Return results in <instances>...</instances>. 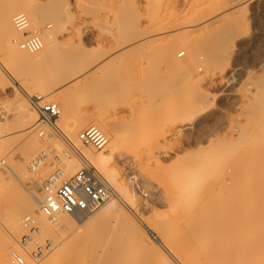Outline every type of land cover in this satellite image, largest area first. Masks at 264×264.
Returning <instances> with one entry per match:
<instances>
[{
    "label": "rangeland",
    "instance_id": "rangeland-1",
    "mask_svg": "<svg viewBox=\"0 0 264 264\" xmlns=\"http://www.w3.org/2000/svg\"><path fill=\"white\" fill-rule=\"evenodd\" d=\"M22 1L25 0H0V9L8 3L18 7L10 22V28L13 29L10 32L13 33L4 35L0 28V219L3 214L7 215L5 212L14 185H17L20 192L17 198H23L20 196L24 193L23 196L31 194L29 196L34 199V191H43L39 184H44L51 173L61 169V165L57 164L59 159L64 163L63 169H71L68 171L71 175L85 164L78 157L80 152L82 158L85 156L89 163L96 166L122 199L116 202L106 223L121 221L129 225L131 234L135 235L134 239L148 246L149 249L145 250L140 241L135 240L139 247L142 246L143 252L149 255V250H152L161 261H168L161 262L155 258V264H170L171 261L176 264L177 257L195 264L196 255H203L204 258L205 252L199 255L195 254V249H191L185 253L176 244L165 246L164 241L161 242L162 232L154 225L167 220L179 209L193 212L202 203L211 208L219 203L221 207L229 206L233 197L225 195L226 189L220 188L223 179L229 180L227 186L242 191V206L252 207L257 198L252 193H244L248 189L245 180L232 182L231 177L242 179L258 173L264 174V0H179L175 5L178 12L176 19L182 17L185 20L181 18L182 21H188L186 23L190 25L186 30L183 29L185 32L180 30L177 34L163 38V43L169 42L164 49L165 54H162L161 48L155 52L158 48L155 49L153 42L151 46L148 44L150 47L146 44V49L142 46L139 48L141 51L134 49L128 53L124 41L129 39V32L125 29L126 23H121L124 24L122 28L118 14L123 6L121 0H26L42 10L43 16L38 23H34L29 12L21 8ZM143 1L141 4H144ZM231 1L233 4L229 3ZM65 9L70 11L69 18L61 17L57 20L49 15ZM19 12L26 13L35 31L28 27L22 32L17 28L14 17ZM72 24L76 27L74 31L70 28ZM29 33L37 34L43 43L45 38L54 34L60 44L53 56L41 64L27 68L16 66L7 58L8 39H15V45L19 47L18 43ZM136 55L140 58L135 62L138 68L132 63L133 60L130 61ZM137 56L134 60L138 59ZM125 67L127 71L130 68L131 76L123 70ZM88 69L94 73L90 77L86 76ZM118 71H121V75ZM114 76H118V81ZM21 82L33 88H37L39 83L48 84L51 93L44 96H48V101L55 102L61 112L63 100L69 99L71 114L62 117L61 113L58 122L72 129L69 130L72 135H67L71 138L74 136L78 147L67 141L57 128L50 127L45 120L36 128L21 123L18 114H21L22 103L27 102L30 108H35V98L27 95ZM113 86L117 89H113ZM135 89L142 93L134 92ZM38 93L35 89L32 95ZM93 125L101 129L108 139L103 149L84 146L79 140L80 132ZM115 132L117 136L123 134L119 137L121 140L114 136ZM40 155L43 156L42 160L45 158V162L39 164L38 161L35 166H31V161ZM94 156L104 157L105 169L97 166ZM15 164L18 166L16 172L13 170ZM110 176L116 182L111 181ZM39 181L37 188L32 187L31 183L37 184ZM209 185L211 189L205 191ZM201 186L204 195L201 194ZM196 187L198 189L194 192ZM190 190L195 193V199L201 201L196 199L199 202L195 204L198 205L185 201V195ZM113 199L116 197L109 201ZM104 205L106 203L92 214L77 219L67 233L65 230L54 231V236L46 234L43 238L42 235L34 234L36 228L24 224L25 217H36L38 226L57 222L26 212L20 220L24 228L22 237L31 240L34 236L40 240L33 251L48 247V244L49 247L54 246L43 257L35 258L33 252L36 263L45 264L59 252L58 255L62 257L68 244L67 252L71 250L70 247L88 249V245L89 249L95 250L96 245L103 240L95 245L97 239L93 238L88 222ZM1 220L0 230L8 226H5L8 220ZM182 227L184 231L185 227ZM7 233L4 231L3 237L9 243L6 257L11 264L10 251L20 236L10 237ZM58 234L64 237L59 238ZM70 237L74 245L66 241H70ZM45 238L48 243L44 241ZM89 239L90 242H87ZM75 244L79 246L76 248ZM166 251L175 259L170 256L171 260ZM140 252L138 254L141 255ZM149 256L147 258L152 259ZM88 261L93 260L88 258Z\"/></svg>",
    "mask_w": 264,
    "mask_h": 264
},
{
    "label": "bare ground",
    "instance_id": "bare-ground-1",
    "mask_svg": "<svg viewBox=\"0 0 264 264\" xmlns=\"http://www.w3.org/2000/svg\"><path fill=\"white\" fill-rule=\"evenodd\" d=\"M121 1L123 2L122 3L123 6H121V8L119 9L120 11L118 13L119 19H120V24L126 23L127 27L125 26L126 27L125 29H126V32L127 31L129 32V35L127 36V37H129V39L124 41L126 43L125 45H127V47L124 46L123 44L122 45L124 47H126V49L128 48L127 49L128 53H129V51H132L134 49L140 50L139 49L140 47L145 46L146 44L148 45L149 43H150L149 45L151 46V42H153V43H155V45L160 46V47L159 46L157 47L154 45L155 49L158 48L157 50H155V52L158 51L159 48H161V49L163 48L162 50L160 49V51L162 52V54H165L164 52L166 50H164V49H166L167 48L166 45L169 44V42L163 43L164 42L163 40H165L167 38L166 36L167 35L170 36L171 34L174 35V33H176V32L179 33L178 31H180V30L183 31V29L186 30V28L190 25V24L188 25L186 23L188 21L183 22L182 17H179L181 21L179 20V18L176 19L178 17V14H176V13H178V12H176V10H175V5H176V2H178L179 0H145V2L143 0H121ZM142 1L144 2V4H141ZM235 2H237V1H235ZM229 3H232V1ZM120 5H121V3H120ZM17 8H16V5L14 3H8L0 9V19H1V27L0 28L3 31L4 35L5 34L7 35V33L9 35L11 33L10 31L11 30L13 31V29L10 28V22H12L11 21L12 14L15 12V10ZM21 8L24 11L29 12L34 23H38L42 19V16H43L42 10L38 6L31 5L28 1L25 0V1H22ZM181 8H182V6H181ZM179 10H180V8H179ZM20 14H23L24 16L27 17V19H29V17L26 15V13L19 12V14H17V15H20ZM49 15H50V17H53L54 19L56 18L57 20H60L59 18H61V17H63L64 19L69 18L70 17V11L68 9H65V10H62V12H60V13H59V11H56V12L50 13ZM176 15H177V17H176ZM219 15H221V14H219ZM63 18H62V20H63ZM79 19L80 18H78V20ZM210 20L207 21L208 24H209ZM214 20H215V18H214ZM123 21H125V22H123ZM30 22L31 21H29V23H28V27L31 28L32 30H34L32 28V23L30 24ZM144 23H145V25H143ZM75 24L74 25L72 24L70 26V28H72L73 31L76 30V29H74V28H76ZM200 24L202 25L203 23H200ZM200 24L197 23L196 24L197 27H199ZM123 25H122V28L124 27ZM193 25H195V24H193ZM34 26H35V24H34ZM194 27H196V26H194ZM202 27H204V25ZM64 28H67V26L64 25ZM127 28H128V30H127ZM68 29H66V30H68ZM187 31L189 32V30H187ZM183 32H185V31H183ZM169 36H168V38H169ZM9 38H10V36H9ZM163 38H165V39H163ZM14 41L16 42L15 39L14 40L8 39V42L6 45V47H7L6 48L7 49V58H8V60L12 61V63L14 62V64H16V66L19 65L20 67H24V68L30 67V66L37 64V63L41 64L42 62H44L45 59L48 60L49 58H51L53 56L54 50L60 44V42L57 41L54 34L53 35L51 34L48 36V38H45L44 43L41 40L42 48L40 50H38L36 53H31L33 55H30V54H27L26 53L27 50L23 49L21 46V43L23 40L20 43H18V45L20 48H22L25 51H22V49L20 50L19 47H16L15 44L17 42L15 43ZM128 46H130L131 50H129ZM126 49H125V51H127ZM144 49H146V46ZM142 50H143V48H142ZM147 51H145V52H147ZM143 52H144V50H143ZM136 56L132 57L133 59L130 60V61H132V60L134 61V62L132 61V63H134V66L135 65L137 66V64H135V62L140 59L139 56H137L138 59L134 60V58H136ZM141 56L143 57V55H141ZM150 57L151 56H149V58ZM158 57H159V55H158ZM168 57L172 58L171 56H168ZM143 58L145 59V57H143ZM140 62L138 61V63H140ZM146 62H148V60ZM142 64H143V62H142ZM153 65H152V67H153ZM123 66H125V64ZM131 66H133V65L131 64ZM146 66H147V63H146ZM142 67H143V65H142ZM137 68H138V66H137ZM123 70L125 71L126 67ZM129 71H130V68L127 72H129ZM132 72H133V70H132ZM118 73L120 74L121 71L120 72L118 71ZM93 74L94 73L92 72V70L88 69L86 76L90 77V75H93ZM125 74H126V72H125ZM129 75L131 76V73ZM124 76H126V75H124ZM80 77L82 78V76H80ZM83 77L85 78V76H83ZM84 78H83V80L86 79V78L85 79ZM114 78H116V76H114ZM133 78H135V77H133ZM78 79H79V77H78ZM116 80L118 81V76H117ZM21 85L23 86V90L27 93V95H30L33 97L42 96L45 98L46 96H44V95L51 93V91H48L50 89L48 84L39 83L38 87L37 88L34 87V88L36 89V92H39L41 94L38 93V94H34V95H32V93L35 89L32 86L28 85V83H25V82H21ZM118 85H119V83H118ZM30 88H33L34 90L30 89ZM123 88H125V87H123ZM113 89H117V88L114 87ZM132 90H134V89H132ZM136 91H139V90L135 89L134 92H136ZM139 92L142 93L141 90ZM144 92H146V91L144 90ZM147 93H149V92H147ZM47 98H48V96H47ZM47 98H45V99L48 100L49 98L48 99ZM148 99L149 98H147V100ZM23 102H24V99H23ZM63 102H64L62 104L63 110H62V112H61V110H59L60 111L59 117L61 116V113H63L62 117L63 116L67 117L71 114L72 108H71V102L69 101V99L66 98L63 100ZM22 104H23V105H21L22 109L20 108L21 112L18 109L19 112L21 113V114H18V117H19V115L21 117V118H19L21 123L23 125L28 124L27 127H33V128L38 127L37 125H39V123H41L43 121V120H41V117L39 116L38 109L36 107L34 108L30 105L32 108L31 109L27 102L22 103ZM58 118L55 119L54 121L50 122V123L48 122V124H50V127L52 126V127L57 128L63 134L62 136L67 141L72 142L74 146L78 147L77 140L73 139L74 136L72 138L70 136H68L69 134L72 135L71 134L72 132L69 133V130H72V129H69V126H66L64 124L61 125L58 122ZM45 123H47V122H45ZM111 129H113V127ZM67 133H68V135H67ZM116 133L117 132L114 133V136H117ZM118 133H120V132H118ZM120 135H123V134H120ZM120 135L117 136L116 138L118 139L120 137ZM117 139H114V140L116 141ZM81 155H83V154L79 152L78 157L84 163H87L89 161V160H87L88 158H86L85 156L82 158ZM99 157L97 158V156H96V158H97L96 159L94 156L93 159L97 163V166L105 169L106 161L104 160V157H102V156H99ZM263 157H264V154H263ZM37 158H38V156L31 161V163H30L31 166L33 164L35 166V164L38 163V161L36 160ZM15 166H14L15 168H13V167L12 168L16 172V171H18V166L16 164H15ZM62 169H61V173H62L61 177L63 176V173H64V178H67L69 175H71L70 174L71 172H68L71 169H69V170H66L65 168H64L65 170L64 169L62 170ZM72 174H73V172H72ZM100 176L104 179V181L107 183V185L111 189V195L103 203V204L106 203V205H104V207H102V209H100L98 211L97 215L94 218H92L88 223H89V227L91 228L90 232L93 233V236H94L93 238H95V240L97 239V242L95 243V245L97 243H99L98 242L99 240L100 241L103 240V241L101 243H99V245L97 244L98 246L96 245L95 250L92 249L93 251L91 249H89L90 246L88 245V247H87L88 249H86V248L74 249V247H72V248L70 247L71 250H69L67 252V250L69 249L68 247L70 246V244H68L69 246L66 245L67 250L63 249L61 251V253H62L65 250L64 253H62V255H61L62 257H60V255H58L60 252L58 254L55 253L53 255L54 257L50 258L45 264H153V263L155 264V263H157V262L153 261V259H155V258L159 259V257H158V255L156 257L154 252L153 253L151 252L152 250H149V255L151 256L154 254L155 257L151 256L152 259H150V260L147 258V256H149V255H147L145 251H144L145 255L143 254L144 252H143V249L141 247L143 246V248L145 250H147L149 248H148V246H146L145 243L141 242L139 239L138 240L140 241L142 246L140 245L139 242H137V243L140 245V247L135 243L138 240L134 239L135 235L131 234V232H130L131 227H129V225L122 224V223H120L121 221L120 222L119 221H114V222L109 221L106 223V220L109 218V216H111L112 209L116 207V202L122 201V199L120 198V196H118L115 193L113 187L108 182V180L103 175L100 174ZM231 178L233 179V180H231L232 182L244 181V180L246 181V183L248 184L247 185L248 189L246 191H244V193H246V194L252 193L253 195H256V197H257V198H255V202H254L252 207L247 208V207L242 206V202H241V199L243 198L242 197L243 196L242 191H240L239 189L236 190L234 188L227 186L229 180L227 181V180L223 179L224 180L223 181L224 186L222 185V187H220V188L222 190L226 189L227 193L225 195H229V196L233 197V201L229 202L230 205L226 206V207H221L220 203H219V205L215 204L216 206L214 204H210V205L215 206L214 208H211V206L206 207V206H204L205 204L203 205V203H202V205L200 204L199 207L197 206L198 208L194 209L193 212H190L189 210H186L187 212H183L180 209L177 210L167 220L162 221V222L159 221L158 224H156L158 221L155 223L156 224V225H154L155 228L158 231L160 230L159 232H162V233H160L162 236V239H163L161 242L164 241L163 244L165 243V246H171V247H172V244H174V245L176 244V245H178V248H180V249L182 248L181 250H184L185 253L190 252L191 249H193V250L195 249V254H199V255L201 252H205L206 254H204V255H206V256L204 258H202L203 255L201 257H197V255H196V257L198 259H196V257H195V260H196L194 262L195 264H264V174L258 173L256 175L244 177L246 179H244V178L241 179V177H238V176L231 177ZM109 179H111V181H113V182H116V180H113L112 176H110ZM41 182H43V181H41ZM200 182H202V180L199 181L198 187H200V185H201ZM203 182H204V180H203ZM39 183H40V181L37 184L31 183V185H32V187L37 188ZM198 187H196V189L194 188L193 191L195 190L194 192H196ZM39 188H40V190H43V191H40V192L37 191L38 193L36 191H34V193L36 194L35 197L33 196L34 199L31 198L32 196L31 197L29 196L31 194H29V195L26 194L23 196L24 193L22 194V196H20L23 198L20 199V198H17V195L20 193V192H18L19 190H18L17 185L13 186V188L10 192V194H12V198L8 202L9 203L8 209L5 212V214L8 215V216L6 215L7 218L3 214L4 221H5V219H6V221L8 220V223L5 221L6 222L5 226L7 224H8V226L6 228H2L0 230V264H10L9 258L6 257L7 252H8V248H9V243L3 237L4 231L6 233L8 231L7 234L10 237L17 236V235L20 236L19 240L13 245L14 250L12 249L10 251L11 259L14 258V255H19L24 260L25 264H37L36 259H34V256L32 255L33 252L36 256L35 258H39V257H43L44 255H47L49 252H51V250L54 249V246L51 245V247H49L50 245L48 244L49 248L48 247H45V248L40 247L39 249H37V252H36V250L33 251V248L36 246V243L38 241L40 242V240L36 239L34 236L32 237L31 240H28V239L26 240V238L22 237L21 233L24 230V228H23L22 224L20 223V220L26 212H33L37 216H40L43 218L44 217L48 218L49 221H51V222H57L55 224L43 223L41 226H38L36 224V217H34L32 215H28L25 217L26 222L24 224L26 226H31V228H36L34 230V234L42 235V238L45 237L46 234H51V235L55 234L54 231L64 232L63 230H65V232L67 233V231H69L68 230L69 227L70 226L73 227L72 224H74L77 219L80 220V218L84 217L83 214H80V213L68 214V213H64V212H58L52 216H47L42 211V208H41V204H42V202H44V199L46 198L45 197V191L43 189L44 184L40 183ZM201 188H202V186H201ZM201 188H199V189H201ZM28 189H29V187H28ZM207 189H211V185H209L205 191H207ZM213 189H215V188H213ZM201 190L203 191V188ZM189 192L190 193H187L185 195V201L188 203L190 202V204L191 203L195 204V202L198 201L199 199L198 198H196L198 200L195 199L196 195L194 192H192L191 190ZM30 193H33V192L31 191ZM39 193L41 194V196L39 195ZM221 193H223V191ZM191 194L194 197L190 196ZM201 194L204 195V191ZM210 194H212L211 190H210ZM219 194H220V192L217 193V195H219ZM203 195H201V196L203 197ZM114 197H116V199L109 201ZM191 198L192 199L194 198L193 199L194 201ZM200 199H202V198L200 197ZM103 204L101 206H103ZM198 204H195V205H198ZM208 206H209V201H208ZM207 208H209V209H207ZM1 216H2V214H1ZM3 218H2V220L1 219L0 220L3 221ZM2 223H4V222H2ZM3 226L4 225L2 224V227ZM180 227H182V229H184V227H185V230L182 231ZM4 229H6V230H4ZM26 230L28 231L27 228H26ZM88 233L89 232H87V234ZM57 236H59V238H61V236L64 237V235H60V234H58ZM63 237H62V239L67 238V237H65V238H63ZM82 239H83V237H82ZM90 239L87 242H90ZM41 240H43V239H41ZM46 240H48V239L45 238L44 241L47 242ZM75 240H76V238H75ZM85 240H87V239L85 238ZM66 241L71 242V237H70V241L69 240H66ZM80 242L82 243L83 240ZM64 243H63V245H64ZM72 243L74 245V242H71V244ZM42 245L40 244V246H42ZM76 246H79V244L78 245L75 244V247ZM91 246L93 247L94 245L91 244ZM138 248H140V249L138 250ZM61 249H62V247H61ZM15 250H17V251H15ZM137 251L138 252L142 251V254L144 256H146L147 259L145 258V260H144V256L142 254L141 255L138 254ZM56 252H58L57 249H56ZM150 252L152 254H150ZM171 252H172V250H171ZM164 255L166 256L165 258H167V255L166 254H164ZM168 256L169 257L172 256L173 259H175L174 256L171 254L169 255V253H168ZM184 256H185V254H184ZM176 257H177V255H176ZM88 258L92 259L93 261H88ZM170 259H171V257H170ZM150 261H153V262H150ZM160 261H158V263ZM164 261L166 262V260H164ZM175 261H177L176 264H191L192 263V262L189 263L187 260H181L178 257H177V260L175 259ZM166 263H168V261ZM172 263L173 262L171 261L170 264H172ZM11 264H12V262H11Z\"/></svg>",
    "mask_w": 264,
    "mask_h": 264
},
{
    "label": "built area",
    "instance_id": "built-area-1",
    "mask_svg": "<svg viewBox=\"0 0 264 264\" xmlns=\"http://www.w3.org/2000/svg\"><path fill=\"white\" fill-rule=\"evenodd\" d=\"M14 21L20 31L25 32L28 28V19L23 14L15 16ZM21 46L30 53H36L42 48V42L37 34L29 33L25 35ZM34 98V105L38 109L41 120L50 123L59 117L60 111L55 102L48 101L42 96ZM79 139L84 146L97 149H103L108 143L103 131L94 125L82 130ZM42 157L38 156L36 159L39 164L45 162V158L42 160ZM58 161L57 164L61 165L62 169L64 163L60 159ZM61 169H56L44 182L46 198L41 208L47 216L58 212L88 215L95 212L110 197L111 189L93 164L89 162L83 164L67 178H64V173L61 177ZM13 259L12 264H25L19 255H14Z\"/></svg>",
    "mask_w": 264,
    "mask_h": 264
}]
</instances>
